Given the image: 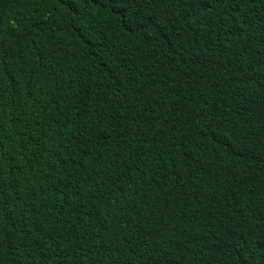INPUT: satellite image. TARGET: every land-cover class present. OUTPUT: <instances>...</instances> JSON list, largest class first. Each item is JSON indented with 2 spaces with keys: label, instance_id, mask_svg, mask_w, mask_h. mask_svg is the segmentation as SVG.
I'll return each mask as SVG.
<instances>
[{
  "label": "trees",
  "instance_id": "16d2710c",
  "mask_svg": "<svg viewBox=\"0 0 264 264\" xmlns=\"http://www.w3.org/2000/svg\"><path fill=\"white\" fill-rule=\"evenodd\" d=\"M0 264H264V0H0Z\"/></svg>",
  "mask_w": 264,
  "mask_h": 264
}]
</instances>
